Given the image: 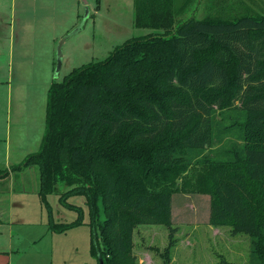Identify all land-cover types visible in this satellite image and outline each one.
Masks as SVG:
<instances>
[{
    "label": "trees",
    "instance_id": "trees-1",
    "mask_svg": "<svg viewBox=\"0 0 264 264\" xmlns=\"http://www.w3.org/2000/svg\"><path fill=\"white\" fill-rule=\"evenodd\" d=\"M182 6L135 0L151 32L54 81L41 147L12 168H39L50 214L53 193L78 212L50 229L87 224L98 264H139L140 224L169 228L170 261L176 192L208 194L210 222L248 234L251 264H264V15L177 21Z\"/></svg>",
    "mask_w": 264,
    "mask_h": 264
},
{
    "label": "rangeland",
    "instance_id": "rangeland-1",
    "mask_svg": "<svg viewBox=\"0 0 264 264\" xmlns=\"http://www.w3.org/2000/svg\"><path fill=\"white\" fill-rule=\"evenodd\" d=\"M11 2V0H10ZM7 3L4 15L10 35L13 18L14 63L0 64V173L11 172L15 164L37 152L46 127L48 92L54 81H61L74 68L108 57L119 45L151 30L135 24V0H14ZM182 13L177 21L208 14L229 19L242 15H264V0H176ZM78 29V30H77ZM77 30L67 37L69 33ZM62 47V65L57 69V49ZM11 166V167H10ZM7 178H24L27 191L0 195V222L9 221L10 209L16 225L13 244L27 247L28 228L55 222H72L78 212L64 206L55 193L48 196L52 215L33 185H40L39 168L31 165L11 172ZM3 177V178H6ZM18 180L16 186L22 187ZM9 181L6 186H9ZM70 202L88 209L83 196ZM5 221V222H4ZM172 221L176 244L171 260L165 254L169 228L163 224H140L134 231V248L139 264H251V238L234 233L230 224L210 222V196L199 192H176L172 200ZM0 223V247L7 245ZM19 230V232H18ZM6 236V235H4ZM53 264H98L91 254L90 228L87 224L55 235ZM5 241V242H4ZM42 257V256H41ZM34 264H50V254ZM28 258L23 264H31ZM52 262V261H51Z\"/></svg>",
    "mask_w": 264,
    "mask_h": 264
},
{
    "label": "crops",
    "instance_id": "crops-1",
    "mask_svg": "<svg viewBox=\"0 0 264 264\" xmlns=\"http://www.w3.org/2000/svg\"><path fill=\"white\" fill-rule=\"evenodd\" d=\"M10 0H0V64H6V65H13L14 63V38H13V18H11V31L10 35L4 33L1 31V27L3 28V31H5L7 27V20L8 17H13L12 15L6 16L5 13V6L7 3H9ZM11 11H13V5L14 0H11ZM22 162V161H21ZM20 162V163H21ZM18 163V164H20ZM15 164V165H18ZM11 167V166H10ZM24 170V169H23ZM21 170V171H23ZM11 172H15L11 170ZM11 172L9 174H11ZM21 184L22 187H17L16 184L17 181ZM9 181V186H6ZM7 190L13 192H23V193H30L27 191L26 182L24 178H0V195L4 193H9ZM39 184L33 185V194L39 195ZM12 211L10 209L9 213V221L4 224L1 220L0 223H3V228H5L3 231H1V234L3 236V239H8L7 245L3 244L2 247H0V264H23L25 263L26 259L31 258L34 259V261L31 262V264H34L36 262L35 259L44 260L45 254H50V264H53V254L54 252L51 251L53 247L54 237L55 235H61L62 233L54 232L50 229V227L46 226L45 224H41L40 227L34 226L31 228H28L29 232V238L30 240L27 242V247L23 246L22 243L13 244L14 237L16 236V225L13 221ZM5 222V221H4ZM19 232V230H18ZM6 235V236H4ZM4 241V242H5ZM90 241V238H89ZM52 243V247H51ZM52 261V262H51Z\"/></svg>",
    "mask_w": 264,
    "mask_h": 264
},
{
    "label": "water",
    "instance_id": "water-1",
    "mask_svg": "<svg viewBox=\"0 0 264 264\" xmlns=\"http://www.w3.org/2000/svg\"><path fill=\"white\" fill-rule=\"evenodd\" d=\"M77 30L73 31L72 33H69L67 35V37H69L70 35H72L73 33H75ZM67 37L63 38L60 41L59 45H58V49H57V69H56V72H58L60 70L61 65H62V56H63V54H62V47H63V44H64V42H65V40H66ZM100 262L102 264V260Z\"/></svg>",
    "mask_w": 264,
    "mask_h": 264
}]
</instances>
